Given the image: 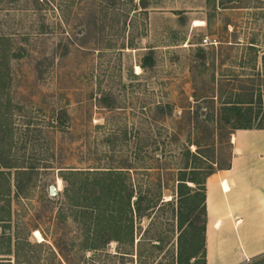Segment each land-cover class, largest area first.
I'll use <instances>...</instances> for the list:
<instances>
[{
    "label": "rangeland",
    "instance_id": "rangeland-1",
    "mask_svg": "<svg viewBox=\"0 0 264 264\" xmlns=\"http://www.w3.org/2000/svg\"><path fill=\"white\" fill-rule=\"evenodd\" d=\"M252 86L264 92V0H0V261L203 264L186 222L200 197L180 184L230 165L224 108ZM126 159L133 232L93 251L79 195L96 172L116 184ZM140 197L160 200L140 217ZM223 234L215 264H254Z\"/></svg>",
    "mask_w": 264,
    "mask_h": 264
},
{
    "label": "trees",
    "instance_id": "trees-1",
    "mask_svg": "<svg viewBox=\"0 0 264 264\" xmlns=\"http://www.w3.org/2000/svg\"><path fill=\"white\" fill-rule=\"evenodd\" d=\"M255 45V44H252ZM255 51L257 46L253 47ZM147 63H143L141 67L146 69L151 66V58L147 57ZM149 61V62H148ZM243 97H248L247 100H241ZM112 109V108H111ZM158 111L162 115H170L171 110L170 107H162L159 106ZM224 109L232 110L234 113L235 123L237 126L234 127V130H264V92L260 88H256L254 86L241 91L240 94L237 95L236 102H229L226 104ZM237 121V122H236ZM258 122L254 125L255 122ZM121 174H118V182L116 184L113 183L112 180L107 179L103 180L101 177L103 176V172H96L95 181L87 184L84 189L85 194L82 193L81 189L78 191L79 198L83 200L84 203V221H85V229L88 232V239L86 240L88 249L93 251L102 250L106 248L112 242H119L125 237H129L132 234V226L128 217L132 214V200L134 199V191L132 188H129L124 180L122 173H128L133 169L132 164H130L129 160H123L120 168ZM198 169V170H197ZM230 169V165L221 170ZM196 171H200V168H195L194 173H198ZM73 173V172H72ZM88 173V172H82ZM91 173V172H89ZM215 174L214 170H210V172L205 176V180H199L198 178H191L189 180H182L181 187V195H184L182 189H186L189 191H194L195 198L200 197V202H191V206H189L190 211L187 216V224L190 227L198 228L200 232H202L203 237L202 241L204 243V253H205V237L204 234L206 232V227L208 224V213H207V189H206V179ZM198 175V174H193ZM66 179V178H63ZM67 181V180H66ZM91 182V181H90ZM184 183H191L197 186L196 188H188ZM203 186L202 189L198 187ZM20 188V187H19ZM17 189V195L20 193V189ZM198 188V190H196ZM192 191V192H193ZM199 193H202L199 195ZM115 196L114 200H117L118 203L116 205L119 206L116 209L117 211H110L109 208L113 207L111 205V197ZM156 200H148L147 197H140L136 202V211L137 214L141 217L142 214L146 211H154L157 207V204H153L152 202L159 201ZM144 202L146 203L144 206ZM171 204V202H169ZM117 213V216H116ZM119 216V217H118ZM197 229V228H195ZM90 232V233H89ZM157 240L159 244L163 243L161 238L157 236L154 238ZM153 240V239H152ZM133 242V240H132ZM134 243V242H133ZM155 247H157L155 245ZM203 255V264H206V256ZM199 253L191 252L190 260L197 259ZM122 258H125L122 256ZM254 264H264V255L258 256L254 258ZM0 264H10L3 263L0 261Z\"/></svg>",
    "mask_w": 264,
    "mask_h": 264
},
{
    "label": "crops",
    "instance_id": "crops-1",
    "mask_svg": "<svg viewBox=\"0 0 264 264\" xmlns=\"http://www.w3.org/2000/svg\"><path fill=\"white\" fill-rule=\"evenodd\" d=\"M206 187L208 264H215L217 252L226 250L225 227L236 234L238 253L247 259L263 255L264 130L237 131L233 136L230 169L210 176ZM218 222L220 227L215 230Z\"/></svg>",
    "mask_w": 264,
    "mask_h": 264
},
{
    "label": "water",
    "instance_id": "water-1",
    "mask_svg": "<svg viewBox=\"0 0 264 264\" xmlns=\"http://www.w3.org/2000/svg\"><path fill=\"white\" fill-rule=\"evenodd\" d=\"M57 193H58L57 187L51 186L50 187V195L55 198L57 196Z\"/></svg>",
    "mask_w": 264,
    "mask_h": 264
},
{
    "label": "bare ground",
    "instance_id": "bare-ground-1",
    "mask_svg": "<svg viewBox=\"0 0 264 264\" xmlns=\"http://www.w3.org/2000/svg\"><path fill=\"white\" fill-rule=\"evenodd\" d=\"M137 71H140V68H137ZM220 227V223H216V225L214 226V229L217 230ZM212 249V248H211Z\"/></svg>",
    "mask_w": 264,
    "mask_h": 264
},
{
    "label": "built area",
    "instance_id": "built-area-1",
    "mask_svg": "<svg viewBox=\"0 0 264 264\" xmlns=\"http://www.w3.org/2000/svg\"><path fill=\"white\" fill-rule=\"evenodd\" d=\"M204 43H205V44H208V39H205V40H204Z\"/></svg>",
    "mask_w": 264,
    "mask_h": 264
}]
</instances>
